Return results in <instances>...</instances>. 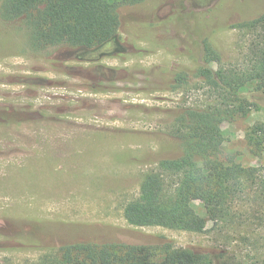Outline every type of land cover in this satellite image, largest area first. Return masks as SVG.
<instances>
[{"label": "rangeland", "instance_id": "374dc122", "mask_svg": "<svg viewBox=\"0 0 264 264\" xmlns=\"http://www.w3.org/2000/svg\"><path fill=\"white\" fill-rule=\"evenodd\" d=\"M262 2L123 5L115 38L91 49L34 50L20 20L0 18V264H56L63 246L101 245L115 236L138 244L166 242L209 255L214 264H260V223L233 230L214 226L191 197L187 203L202 220L193 232L133 226L123 209L138 197L145 173L180 154L183 113L220 103L219 93L194 76L201 63L199 37L220 55L213 69L239 74L264 64V26H230L240 21L238 13L256 12ZM219 4L224 20H211ZM179 73L188 81L177 87ZM260 103L223 122L221 130L223 153L237 167L262 175L264 151L252 149L248 137L255 123H264V98Z\"/></svg>", "mask_w": 264, "mask_h": 264}, {"label": "trees", "instance_id": "16d2710c", "mask_svg": "<svg viewBox=\"0 0 264 264\" xmlns=\"http://www.w3.org/2000/svg\"><path fill=\"white\" fill-rule=\"evenodd\" d=\"M143 1L2 0L0 18L6 22L20 20L34 50L60 46L91 49L115 38L121 29V6ZM221 7L219 4L211 9V20H224L220 18ZM238 14L241 19L232 22V28L251 30L264 26V2L256 12ZM187 38L191 44L188 34ZM199 38L201 63L194 76L219 93L220 103L183 113L177 134L182 146L180 154L161 159L157 171L142 176L138 197L125 205L123 217L137 227L160 226L193 232L202 220L187 203L186 199L191 197L201 202L214 226L233 230L260 223L264 227V174H257L252 167H237L235 158L223 153L225 138L221 130L223 122L261 106L264 64L239 74L213 69L211 65L220 62V55L204 35ZM187 77L186 73L177 74L175 85L186 84ZM248 137L252 149L264 151V123H255ZM253 239L258 247L260 239ZM59 251L61 256L56 264H214L209 255L187 248H174L166 242L138 244L118 236L109 243L76 242Z\"/></svg>", "mask_w": 264, "mask_h": 264}]
</instances>
